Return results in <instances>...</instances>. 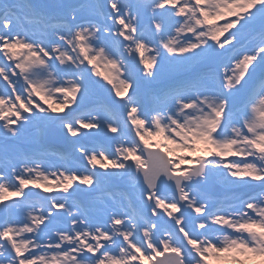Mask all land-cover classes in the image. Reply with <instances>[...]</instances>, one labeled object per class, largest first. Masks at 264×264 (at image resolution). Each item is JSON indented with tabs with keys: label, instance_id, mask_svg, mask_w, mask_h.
I'll list each match as a JSON object with an SVG mask.
<instances>
[{
	"label": "snow or ice",
	"instance_id": "snow-or-ice-1",
	"mask_svg": "<svg viewBox=\"0 0 264 264\" xmlns=\"http://www.w3.org/2000/svg\"><path fill=\"white\" fill-rule=\"evenodd\" d=\"M0 264H264V0H0Z\"/></svg>",
	"mask_w": 264,
	"mask_h": 264
}]
</instances>
